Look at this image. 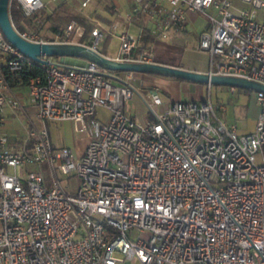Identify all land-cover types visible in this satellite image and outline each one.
Returning <instances> with one entry per match:
<instances>
[{
  "label": "built area",
  "instance_id": "2783aa9c",
  "mask_svg": "<svg viewBox=\"0 0 264 264\" xmlns=\"http://www.w3.org/2000/svg\"><path fill=\"white\" fill-rule=\"evenodd\" d=\"M78 1L85 8L94 0ZM130 1L108 27L95 22L87 43L75 21L48 34L36 18L34 28L18 33L94 50L110 35L118 41L111 58L149 63L153 48H140L144 26L132 32L136 14L151 21V36L169 40L185 29L186 12L196 11L209 22L196 44L210 57L208 71L264 83V0H240L245 8L232 0ZM16 2L24 16L47 7L45 0ZM41 59L20 52L0 30V264H264V93L255 92L259 112L246 134L227 126L224 106L218 110L210 98L175 100L156 113L157 89L143 97L153 118L140 123L125 109L137 92L132 72L122 79L93 62ZM32 63L44 68L25 84L40 126L6 77ZM98 107L109 111L105 120L96 116ZM6 108L31 123L17 148L3 130ZM48 120L88 130L83 153L54 148ZM31 163L50 168V188L37 169L26 170ZM55 170L77 177L73 193L61 188ZM134 229L149 237L131 239Z\"/></svg>",
  "mask_w": 264,
  "mask_h": 264
},
{
  "label": "rangeland",
  "instance_id": "374dc122",
  "mask_svg": "<svg viewBox=\"0 0 264 264\" xmlns=\"http://www.w3.org/2000/svg\"><path fill=\"white\" fill-rule=\"evenodd\" d=\"M61 0H50L51 3L55 4ZM73 3L79 5L78 0H71ZM116 3L120 5L121 11L124 13L128 7L127 0H115ZM104 2V1H103ZM101 0L97 4L90 6L89 10L94 9L95 13L97 11L106 10L107 7L104 6ZM234 5L239 8L247 7L246 4L242 3L240 0H233ZM103 5V6H102ZM80 6V5H79ZM199 13V12H198ZM202 19L208 18L206 15L201 14ZM136 33V31L132 30ZM161 45L154 47V55L166 60L167 62L174 64L180 63L184 66L196 67V68H209L210 57L205 51L198 50L196 48L197 41L195 38L185 42V45L179 46L174 49L170 45V40H160ZM104 46V40L99 42V48ZM118 42L115 38L111 39L108 45V51L114 53L117 50ZM60 58H58L59 60ZM123 74V72H121ZM134 75V74H133ZM134 82V81H133ZM135 83V82H134ZM186 83V89L181 88L179 92V98H190L191 94L196 96H201L202 98H210L214 106L219 110L220 106H224V111H220L222 114V120L227 125L236 124L237 133L241 134L243 132L251 131L255 128L257 113L259 111L258 104L255 98V91H244L242 89H237L233 92L229 91L224 86L210 85L207 88L202 86L201 88H196L194 83L184 81ZM137 92L133 94L132 98L125 102L126 110L134 113L136 115V121L140 123H146L153 115V112L148 108L145 100H149V91L147 92L139 83H135ZM161 99V105H154L153 109L156 113H159L165 109V107L172 102L173 96V86H168L169 93L165 91L157 90ZM26 94V89L24 90ZM141 95V96H140ZM144 97V99H143ZM21 102L26 105L24 99ZM27 107V112L32 118L36 126H40L41 122L34 115V108ZM16 115L8 114V110H5V124L3 126L4 132H6L8 138L10 139H23L26 135L28 128L31 127V123L26 118V116L19 110L16 111ZM109 115V111L103 107H98L96 110V116L105 120ZM72 121H46V127L48 130L50 142L54 148L68 147L75 156H79L85 149L88 143L89 132L88 130H73ZM77 127H81L79 122L75 123ZM37 169L44 178V182L47 188L52 186V173L50 168L45 164H27L26 170L31 171ZM7 172H13L11 167L6 168ZM19 175L24 173V171H19ZM55 175L59 182L61 188L68 194L73 193L78 186V179L73 174H63L59 170H55ZM131 239L148 238L149 233L147 231L132 230L129 233ZM120 264V263H118Z\"/></svg>",
  "mask_w": 264,
  "mask_h": 264
},
{
  "label": "water",
  "instance_id": "95a60500",
  "mask_svg": "<svg viewBox=\"0 0 264 264\" xmlns=\"http://www.w3.org/2000/svg\"><path fill=\"white\" fill-rule=\"evenodd\" d=\"M10 0H0V30L4 37L20 52L36 62H46L42 56L71 57L93 62L110 72L155 74L184 81L225 87H235L264 93V83L236 76L218 75L209 71H196L160 62L120 61L87 45L66 41L33 42L23 38L13 26L9 14Z\"/></svg>",
  "mask_w": 264,
  "mask_h": 264
},
{
  "label": "crops",
  "instance_id": "0c3cea01",
  "mask_svg": "<svg viewBox=\"0 0 264 264\" xmlns=\"http://www.w3.org/2000/svg\"><path fill=\"white\" fill-rule=\"evenodd\" d=\"M101 1L102 2L104 1L102 4L104 6H106L107 9L106 10H103V11H97L96 13L99 14L104 19H106L108 21V23L105 24L99 18H93V20H94V22L100 23L104 27H108L110 25V23L112 22L114 16L117 14V12H119V13H123V12L120 9V5L118 3H116L115 0H101ZM45 2H46V5H47L46 10H45V13L47 15H51L53 13L54 9L60 3L66 2L75 11H80L85 16L90 17L93 12L95 13V10L94 9H91V10H89L88 13H86V10H88V8H90V6L97 4V2H99V0H94L89 6H87L85 8H81L79 6L80 4L77 5L76 3H73L71 0H61L60 2L55 3V4L51 3L50 0H45ZM78 3H79V1H78ZM127 3H128V7L125 10V12L129 11L130 8H131V1L130 0H127ZM201 14H203V13H200V12L198 13L196 11H187L186 12V27H185V29L181 33L176 34L173 37H171V39H169L170 40V45L174 49H176L179 46L185 45V42L191 40L192 38H195V40L197 41L198 40L199 33L209 27V22L207 21V19H202V17H201L202 15ZM134 23H135L136 26H134L132 28V30L136 31V33L139 32V27H142V26H144V28L147 30V32H149V30L152 28L151 21H149L147 19V17L145 15H143L142 13L136 14V18L134 19ZM47 33L48 34L49 33H52V31L49 30ZM113 38H115V37H112L110 35H107L106 37H104L102 39V40H104V46L102 48H99V44H98L97 50L100 53H102V54H104L106 56L114 57L116 51L114 53L108 51L109 42ZM160 40H162V39L155 38L154 37V40L150 44V46L154 49L155 46L161 45L159 43ZM59 61L60 62H63V63H66V64H71V65L72 64H83L84 63V60L77 59V58H71V57H63V58H60ZM168 64H170V63H168ZM170 65L180 66V67H183V68H186V69L196 70V71H203V72H206V71L209 70V68H196V67L184 66V65H181L180 63H174V64H170ZM117 75L120 78L124 79L126 77V75H127V72L125 74H117ZM133 81L135 83L136 82L139 83L140 86H142L147 92L150 89H157V90L165 91V93H169L168 86L169 85H172L173 86V94L176 95V96H173L172 101H175V100H197V101L204 100V98H202L201 96H196L195 94H191L189 99H187V98H184V99L179 98V95H180L179 92L181 91V88L184 87V89H186V86H185L186 83H183L184 80H180V79H176V78H171V77L160 76V75H155V74H146V73H135V72H132L130 83L133 85V87L136 90V86H135L136 84ZM187 82H190V81H187ZM192 83H194V82H192ZM203 85L205 86V88L208 87V85H206V84L194 83V86L196 88H201L202 89V86ZM25 89H26V94H24V90ZM12 90H13L14 94L20 98V100L21 99H24L25 100L26 105L28 107L34 108V115H35L36 109H35V107L28 100V97H27V87H26V85L24 84V85H15V86H12ZM137 93L140 94L138 91H137ZM26 105H24V108H25L26 114L30 117L29 113L27 112ZM6 109L8 110V114H12V112H11V110L9 108H6ZM126 111L129 114H131L135 118V120H136V115L134 113H131L128 110H126ZM257 116H258V113H257ZM152 118H153V115H150V118L146 122H148ZM253 130L248 131V132H243L241 134L250 133ZM21 141H22V139L19 140L18 138L17 139H10L9 138L10 145L13 146V147H16V148L18 147V145H19V143ZM88 141H89V137H88Z\"/></svg>",
  "mask_w": 264,
  "mask_h": 264
},
{
  "label": "trees",
  "instance_id": "16d2710c",
  "mask_svg": "<svg viewBox=\"0 0 264 264\" xmlns=\"http://www.w3.org/2000/svg\"><path fill=\"white\" fill-rule=\"evenodd\" d=\"M9 14L13 26L19 32H22L25 29L34 28L36 25L35 24L36 18H41L46 23L45 33H47L49 30L52 32H55L57 30H62L70 21L73 20L77 25L84 27V34L81 39L83 43H87L89 41L90 31L95 23L93 18H99L105 24L108 23V21L103 17H101L99 14L93 12L90 17H87L82 12L75 11L66 2L60 3L54 9L51 15H47L45 11H38L34 15L24 16L16 0H11L9 6ZM153 40L154 37L151 36L149 32H147V30L145 29L142 34L140 48L151 47L150 44L153 42ZM58 58H59L58 56L51 57V59L55 61L58 60ZM154 61L165 64L169 63L166 60L161 59L160 57H156L155 55H154ZM43 72H44V68L39 63H32L31 65L23 67L20 70L6 72V77L11 86L24 85L28 81L29 77L36 74H43ZM116 73L121 74V72H116ZM125 73L126 72H123V74ZM242 90L246 92L251 91L247 89H242Z\"/></svg>",
  "mask_w": 264,
  "mask_h": 264
}]
</instances>
